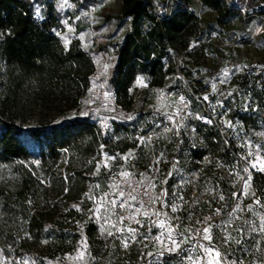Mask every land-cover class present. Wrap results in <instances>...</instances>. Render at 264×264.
Here are the masks:
<instances>
[{
  "label": "trees",
  "instance_id": "16d2710c",
  "mask_svg": "<svg viewBox=\"0 0 264 264\" xmlns=\"http://www.w3.org/2000/svg\"><path fill=\"white\" fill-rule=\"evenodd\" d=\"M196 1L201 10L214 13L218 25L229 23L237 13L226 0H171L169 14L156 11L150 0L121 1L117 19L121 24L129 20L130 29L112 45L116 59L107 84L139 122L152 119L153 112L133 109L138 78L154 88L165 85L172 74L183 82L178 70L185 80L191 74L187 62L177 64L173 56L181 54L189 61L197 49L192 43L202 30L191 9ZM37 4L42 8L39 16ZM64 4L0 0V250L11 258L8 264H105L89 238L93 204L111 183L98 160L102 151L127 153L136 145L128 117L98 110L97 116L108 124L102 132L91 114L80 115L94 60L77 38L66 44L60 36ZM236 80L219 110L227 119L225 132L216 118L205 124L195 121L199 137L181 139L175 154L180 165L195 167L194 159L210 156L240 169L246 163L247 142L264 157V65ZM193 103L196 113L205 115L196 100ZM24 136L35 149L26 146ZM251 174L253 186L263 190L264 175ZM106 207L116 222V213ZM175 253L158 257L154 248L147 256L135 244L117 259L122 264H154L153 259L157 264H179Z\"/></svg>",
  "mask_w": 264,
  "mask_h": 264
},
{
  "label": "rangeland",
  "instance_id": "374dc122",
  "mask_svg": "<svg viewBox=\"0 0 264 264\" xmlns=\"http://www.w3.org/2000/svg\"><path fill=\"white\" fill-rule=\"evenodd\" d=\"M229 2L236 8L237 13L229 23L224 25H218L215 22L213 12L200 9L202 35L208 36L210 32H214L211 43H202L203 38H198L195 43H192L197 49L189 61H185V58L178 54L180 64L187 62L191 69V74L187 80L179 83L175 80L174 74L166 78V84L171 85L177 94L189 96L194 113L198 112L196 111L198 107L194 106L193 103L196 100L201 106L202 112L219 120L223 124V127H220L221 132H225V128L228 126L227 119L219 116V110L223 106L222 100L231 93L237 77L246 76L252 68H261L264 65V0H229ZM97 3H104L105 10L108 9L112 13L119 8L120 0H93L91 2L78 0L74 2V6L67 7L64 4L66 10L64 16L73 15L76 17L73 22L81 21L80 26L83 28L80 31L82 32L86 31L85 26H90L87 35H80L81 39L84 42L94 41L101 45L105 34L111 36L116 30L113 24L103 32ZM88 5L94 6V13L90 16L86 13ZM106 12L104 14H110ZM35 14L37 16L42 14V8L38 4ZM92 29L97 32L96 37L89 39L88 34ZM66 30L64 35H70V32H73L71 25H67ZM60 36L64 38L62 33ZM233 47L234 53L232 52ZM106 65L107 67H105ZM109 66L110 62L107 57L103 65L104 72H100L106 82L110 72ZM141 86L142 78H139L136 87H134V110L142 111L144 105L149 102V107L153 108L154 112L173 113L175 111L176 105L173 100H169L160 107L152 104L153 93L144 91ZM94 108L86 102L84 109H80L79 112L82 113L88 109L87 113L91 114L100 110ZM147 110H149L148 107L145 112ZM76 113L77 111H73L71 114ZM130 116L132 115L129 114L125 118ZM152 116L155 118L154 115ZM156 116L159 119L161 114L158 113ZM195 121L197 119L194 115H188L185 119L184 131L191 139L199 137L194 127ZM157 127V123H146L142 125V130H155ZM239 134L240 132L236 131L233 136L238 139ZM23 141L28 148L35 149L36 146L29 137L24 136ZM237 144L240 146L241 143L238 141ZM244 149L243 158L246 159V163L240 169L234 164L228 165L221 159H214L210 156H204L200 163L191 168L180 165L175 159L170 161V158H167L168 163L161 168V178L153 184L155 190L164 196V201L172 211L175 208L174 212L190 220L207 214L214 206L221 207L225 213L222 219L224 224L222 225V232L219 233L213 228H209V232L204 233V236L209 234L211 237L208 240L213 243L211 249L215 251L214 246L221 248L224 255L222 258L214 259L213 264H223L229 252L233 250V244L237 246L240 255L247 254L248 263L264 264V232L259 230L261 226H264V222L261 221V217H264V188L258 190L253 186L251 174L252 171H255L264 175V172L259 170L261 164L257 161V156H263L257 146L250 147L248 142ZM129 155L130 151L127 153V156ZM103 156H109V158L105 159ZM118 163V158H112L106 152H101L98 164H103L109 177L126 168L122 164L118 166ZM254 163L257 165L255 168L252 167ZM244 168L248 169V173H245ZM249 175L251 176L249 187L245 188L244 179ZM104 197L105 194L100 196L94 202L91 210V218L94 222L89 236L91 247L105 264H122L117 259L123 255H121L119 242L114 238L117 229L115 218L106 207ZM228 222L239 224L241 229L235 231L234 227L228 225ZM166 231L168 232V240L158 250L157 256H164L166 253L170 255L171 252L166 251V249L172 246V240H175L180 243V248L175 251L174 259L176 262L193 264V254L188 250L190 240L188 234L175 231L169 226H166ZM109 232L112 235H108ZM121 232L126 235L125 229H120V234ZM169 234H171L172 239H169ZM224 241H227V244H224ZM136 249L141 252L144 250L147 256L151 252L150 244L144 238H140L136 243ZM10 259L0 250L1 264H8ZM153 261L154 264H157L156 260L153 259Z\"/></svg>",
  "mask_w": 264,
  "mask_h": 264
},
{
  "label": "built area",
  "instance_id": "2783aa9c",
  "mask_svg": "<svg viewBox=\"0 0 264 264\" xmlns=\"http://www.w3.org/2000/svg\"><path fill=\"white\" fill-rule=\"evenodd\" d=\"M229 1V0H226ZM151 3L154 0H150ZM192 5L191 9L197 16L198 28L201 30L200 8ZM87 15L94 13V6L88 5L86 9ZM95 31L90 30L88 37L94 39ZM214 32H210L208 36L202 35V43L210 44L211 37ZM232 52H235L234 47ZM177 64H180L178 55L173 56ZM177 75L184 79V75L178 70ZM152 104L157 107L164 106L169 100L175 102L176 108L173 113L153 112L155 118L146 122H139L136 117L131 118L130 128H134V134L131 138H135L136 145L130 148V155L124 154L122 161L118 164H124L126 168L123 171H117L109 178L110 186L105 192V205L111 208L117 215L116 234L114 238L121 246L122 255L129 251L140 238H144L151 249L160 250L161 241L168 240V232L166 226L171 227L178 232H185L189 236L188 250L192 252L194 257L193 264H213V260L224 257L222 249L215 247V251L211 254L205 251V248H212V241L204 239V228H213L217 232H222V219L225 213L221 207L214 206L207 214H202L195 220H190L180 214L172 211L169 205L164 201V196L157 192L154 183L161 178V168L168 163L167 158L176 159L175 154L178 151V144L182 138H190L184 131L185 119L188 115H194L201 123H210L213 116L210 114L198 115L192 110L191 100L185 94H177L167 84L154 87ZM183 98V99H182ZM85 101L95 107V110L106 108L110 111L111 116L129 115V111L122 107L116 99L114 88H110L106 80L101 75L96 62H93V70L89 76V81L84 94ZM146 123H157L155 130H142V125ZM98 126L99 124L96 123ZM100 131L103 129L98 127ZM101 145L100 148H103ZM108 159L109 156H103ZM112 157V155H111ZM195 166L200 160L194 159ZM188 168L192 165L187 166ZM246 168H244L245 170ZM127 173L128 175H124ZM245 173H248L245 172ZM123 193V195H121ZM194 196V194H191ZM135 197V199H132ZM115 201V203H112ZM123 204V207L120 205ZM219 210V211H217ZM163 224V226H161ZM230 227H234L235 231H239L241 226L237 223L228 222ZM120 229H125L124 237L120 234ZM129 229L135 231L130 232ZM209 235V234H208ZM156 237H160L158 241ZM204 241V242H203ZM127 243V247H125ZM227 244V241H224ZM216 252L220 256H216ZM180 264V263H179ZM223 264H255L248 263L247 254L240 255L237 246L233 244V250L229 252Z\"/></svg>",
  "mask_w": 264,
  "mask_h": 264
},
{
  "label": "crops",
  "instance_id": "0c3cea01",
  "mask_svg": "<svg viewBox=\"0 0 264 264\" xmlns=\"http://www.w3.org/2000/svg\"><path fill=\"white\" fill-rule=\"evenodd\" d=\"M121 1L120 0V4H119V8L116 11H113L112 13L109 12V10H105V4L104 3H97V9L99 8V15H100V19L101 22L100 24H102V29L103 32H105V30H107L108 26L111 25H115L114 29L116 30L114 32L113 35L108 36L107 34H105V38L102 40L103 42L101 43V45L97 44V42L94 41H83L80 37V35H87L88 29L90 28V26H85L84 28L86 29V31L82 32L80 31L83 27L80 26L81 21L79 22H73L74 19H76V17H74L73 15H69L65 18H63L61 20V29L59 30L60 33H62V35L64 36L65 39V43L67 44L69 42L70 39L72 38H77L80 42V44L82 45V47L87 50L91 56L93 57V60L96 62L99 71L100 72H104V60L105 58L108 57V61L110 62V66L109 69L112 67V65L115 62L116 59V55L115 52L113 50V44L120 42L124 35L126 34V32L130 29V21L129 20H125L122 24L119 22V20L117 19V16L120 14V8H121ZM65 5H67V7L69 6H74V2H70V1H65L64 0ZM154 6H155V10L158 11L159 13H166L169 14L171 11V0H157V2H153ZM196 7H198V4H195ZM105 11H107L106 13H110V14H104ZM67 25H71L72 26V31L69 34H65L66 33V26ZM86 37V36H85ZM87 38V37H86ZM139 79V78H138ZM136 83L134 84V87H136ZM144 91L150 93L154 91V88L149 87L146 82L144 81V79H142V86H141ZM133 92V97H134V103H135V96H134V92L135 89L133 88L132 90ZM134 106V104H133ZM144 109H142V111L145 112V109L148 107L149 110L147 111H153V108L149 107V102L148 104L144 105ZM154 112V111H153ZM129 114L131 115V113L129 112ZM133 118V116H130ZM91 118L92 121H94V123H98V127L103 129V132H106L108 129V124L101 120L98 116H97V112L96 113H91ZM124 154L125 153H120V152H116L115 155H112V158H118L119 161H122L124 159ZM124 165V164H122ZM118 166H121V163L118 164Z\"/></svg>",
  "mask_w": 264,
  "mask_h": 264
},
{
  "label": "snow or ice",
  "instance_id": "6c2138e0",
  "mask_svg": "<svg viewBox=\"0 0 264 264\" xmlns=\"http://www.w3.org/2000/svg\"><path fill=\"white\" fill-rule=\"evenodd\" d=\"M107 67V65L105 66ZM183 99V98H182ZM205 99H207V97H205ZM81 116H86L88 115L87 112H82L80 113ZM129 119H131L132 117H128ZM257 161L260 162L261 167L259 168V170L261 172H264V157L261 156H257ZM257 165L254 163L252 165L253 168H255ZM99 170V166L98 169ZM245 172L248 171V169L244 170ZM124 175H128L127 173H124ZM169 175H171V173H169ZM251 180V176L249 175L246 179H244V184H245V188L249 187V181ZM166 194V193H165ZM121 195H123V193H121ZM132 199H135V197H132ZM221 199H223V197H221ZM112 203H115V201H113ZM257 203H259V201H257ZM121 207H123V204L120 205ZM173 211H175V208H173ZM219 211V210H217ZM261 221L264 222V217H261ZM161 226H163V224H161ZM261 232H264V226H261L259 229ZM130 232L135 231L134 229H129ZM204 233H208L209 232V228H204L203 229ZM108 235H112L111 232L108 233ZM156 239L159 241L160 237H156ZM169 239H172L171 234H169ZM204 239L206 240H210L211 237L209 235H205ZM237 243H239V241H237ZM161 244L163 245V242L161 241ZM125 247H127V243H125L124 245ZM180 248V243L176 242L175 240H172V246L168 247L166 249V251L168 252H175ZM205 251L209 254H211L213 252V249L211 248H205ZM162 254V253H161ZM216 256L219 257L220 253L216 252ZM80 258L83 259V253H81ZM209 264H211V262H209Z\"/></svg>",
  "mask_w": 264,
  "mask_h": 264
}]
</instances>
